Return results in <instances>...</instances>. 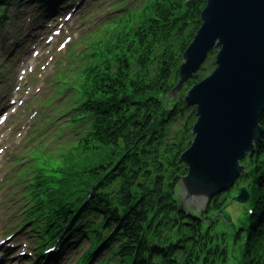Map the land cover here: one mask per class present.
I'll use <instances>...</instances> for the list:
<instances>
[{"label":"trees","instance_id":"16d2710c","mask_svg":"<svg viewBox=\"0 0 264 264\" xmlns=\"http://www.w3.org/2000/svg\"><path fill=\"white\" fill-rule=\"evenodd\" d=\"M205 1L155 0L135 28L98 50L100 61L109 62L82 89L78 119L84 136L62 157L54 175L36 184V196L60 216L71 209L64 206L67 200L93 191L85 211L102 218L93 229L96 241L107 239L102 233L112 230L118 238L114 264H226L225 243L203 237L200 221L190 220L196 218L194 212L177 213L180 198L175 201V185L183 174L178 156L188 146L194 112L164 96L176 82L181 55L199 27ZM204 71L187 86L200 80ZM178 117L184 123L169 143L167 125ZM260 125L264 129V115ZM263 156L264 136L247 163L257 162L258 170L253 179L251 173L242 177L250 183L257 208L250 239L236 264H264L263 239L256 234L264 221ZM138 182H143L142 190L135 188ZM219 199L212 207L218 208ZM186 221L188 227L183 225ZM161 226L167 229L162 234L168 239L164 250L149 244ZM170 232L175 239L167 235Z\"/></svg>","mask_w":264,"mask_h":264},{"label":"water","instance_id":"95a60500","mask_svg":"<svg viewBox=\"0 0 264 264\" xmlns=\"http://www.w3.org/2000/svg\"><path fill=\"white\" fill-rule=\"evenodd\" d=\"M200 21L182 56L179 82L167 95L177 102L183 83L217 52V69L184 99L185 106L196 107L197 120L193 142L180 156L187 174L177 186L179 213H202L212 198L228 191L243 172L239 161L262 134L264 0H207Z\"/></svg>","mask_w":264,"mask_h":264},{"label":"rangeland","instance_id":"374dc122","mask_svg":"<svg viewBox=\"0 0 264 264\" xmlns=\"http://www.w3.org/2000/svg\"><path fill=\"white\" fill-rule=\"evenodd\" d=\"M138 6V3H135L134 5H132V8H136ZM50 140V139H49ZM49 140H47L49 142ZM54 141L51 142L50 146L53 147L54 145H57L58 143H65L63 141H60L57 139L56 134L53 138ZM235 208H244V205H239V204H235L233 203L232 205H230L228 211H227V217L229 218L231 223H234L235 220L238 219V217L241 216L242 211L240 209H235Z\"/></svg>","mask_w":264,"mask_h":264}]
</instances>
